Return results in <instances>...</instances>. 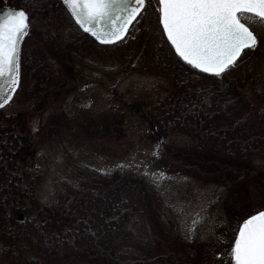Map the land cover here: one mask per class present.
Returning <instances> with one entry per match:
<instances>
[{
    "label": "trees",
    "instance_id": "obj_1",
    "mask_svg": "<svg viewBox=\"0 0 264 264\" xmlns=\"http://www.w3.org/2000/svg\"><path fill=\"white\" fill-rule=\"evenodd\" d=\"M5 5L29 11V23L65 7L62 0H0ZM31 29L20 42L17 88L33 97L35 111H44L65 76L51 68L46 50L29 37ZM81 38L98 42L82 29ZM164 48L165 57L151 58L152 66L168 73L172 90L146 113L150 133L160 141L158 154L200 182L222 185L225 204L244 209L245 216L264 208L263 49H245L227 75L217 77L181 60L167 42ZM120 117L106 110L78 112L74 131L117 140ZM27 121L20 110L0 108V257L15 264H199L194 247L175 239L172 225L155 214L162 201L140 170L91 167L88 182L71 185L54 203H41L36 171L26 162L34 150ZM39 123V136L59 132L55 118ZM149 228L146 238L142 232Z\"/></svg>",
    "mask_w": 264,
    "mask_h": 264
},
{
    "label": "rangeland",
    "instance_id": "obj_2",
    "mask_svg": "<svg viewBox=\"0 0 264 264\" xmlns=\"http://www.w3.org/2000/svg\"><path fill=\"white\" fill-rule=\"evenodd\" d=\"M244 22L257 34L264 54V21L247 14ZM29 25V37L46 50L51 68L65 76L64 84L56 87L59 92L49 94L44 111H35L33 97L18 88L0 106L4 113L20 110L27 115L34 150L26 162L37 174V199L54 203L71 185L88 182L91 167L140 170L162 201L155 214L172 225L178 233L175 239L194 247L198 263L233 264L231 246L240 222L248 216L245 210L225 204L222 185L200 182L162 159L150 133L147 108L172 90L168 73L153 67L151 60L165 57L167 42L159 23L158 0H146L125 35L110 43L83 41L81 28L66 7L51 8ZM102 110L121 116L119 139L102 142L74 131L75 114ZM44 117L55 118L59 132L37 135ZM257 202L249 207L253 209ZM142 233L147 238L152 230ZM0 264L15 263L0 257Z\"/></svg>",
    "mask_w": 264,
    "mask_h": 264
},
{
    "label": "snow or ice",
    "instance_id": "obj_3",
    "mask_svg": "<svg viewBox=\"0 0 264 264\" xmlns=\"http://www.w3.org/2000/svg\"><path fill=\"white\" fill-rule=\"evenodd\" d=\"M63 2L88 32L111 41L125 35L146 4V0ZM158 3L163 32L176 53L204 72L217 77L227 75L245 49H254L259 44L257 34L244 19L253 14L264 21V0H158ZM29 26V11L24 8L0 12V91L8 99L20 83V41ZM6 102L0 98V105ZM159 147L157 141L155 148ZM230 258L234 264H264V210H255L239 224Z\"/></svg>",
    "mask_w": 264,
    "mask_h": 264
},
{
    "label": "water",
    "instance_id": "obj_4",
    "mask_svg": "<svg viewBox=\"0 0 264 264\" xmlns=\"http://www.w3.org/2000/svg\"><path fill=\"white\" fill-rule=\"evenodd\" d=\"M63 1V0H62ZM64 3V2H63ZM64 5H65V3H64ZM66 6V8L68 9V11H69V13L71 14V16L73 17V19L75 20V22L84 30V31H86L87 33H89L91 36H93L92 35V33H90V32H88L87 31V29L86 28H84L82 25H80V23L75 19V17H74V15L72 14V12H71V9L67 6V5H65ZM9 8H22V7H18V6H12V5H6V6H4V7H2V8H0V12H4V11H7ZM159 23H160V26H161V29H162V32H163V25H162V23H161V21H160V17H159ZM163 34H164V36H165V38H166V40H167V42L170 44V46L172 47V49H173V51H174V53L181 59V60H183V58L182 57H180L179 56V54L178 53H176V51H175V47H174V45H172L171 44V41L170 40H168L167 39V34L165 33V32H163ZM97 41H99V42H102V43H109V42H113V41H111V40H101V39H98L97 37H95V36H93ZM121 38V37H120ZM119 38V39H120ZM116 41V40H115ZM183 61H185V60H183ZM185 62H187V61H185ZM188 63V62H187ZM190 64V63H189ZM193 66V65H192ZM197 69V68H196ZM197 70H199V71H201V72H204L203 70H201V69H197ZM204 73H206V74H212V73H207V72H204ZM0 83H2V81H0ZM5 96V94H4V92L3 91H0V98H3ZM259 210H264V208H262V209H259ZM252 214H254V213H252ZM251 215V214H250ZM245 218H247V217H245ZM244 218V219H245ZM243 222V220L240 222V224ZM237 232H238V230H237ZM235 239V238H234ZM234 243V242H233ZM233 264H234V262H233Z\"/></svg>",
    "mask_w": 264,
    "mask_h": 264
},
{
    "label": "flooded vegetation",
    "instance_id": "obj_5",
    "mask_svg": "<svg viewBox=\"0 0 264 264\" xmlns=\"http://www.w3.org/2000/svg\"><path fill=\"white\" fill-rule=\"evenodd\" d=\"M3 7V6H2ZM1 8V7H0ZM7 96L5 95L4 97H3V100H5V98H6ZM3 104V103H2ZM1 106V105H0Z\"/></svg>",
    "mask_w": 264,
    "mask_h": 264
}]
</instances>
